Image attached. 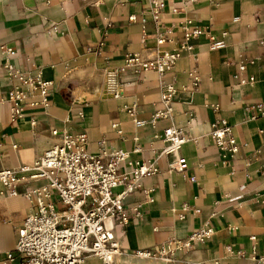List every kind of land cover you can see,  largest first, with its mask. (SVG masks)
Listing matches in <instances>:
<instances>
[{
    "label": "crops",
    "instance_id": "1",
    "mask_svg": "<svg viewBox=\"0 0 264 264\" xmlns=\"http://www.w3.org/2000/svg\"><path fill=\"white\" fill-rule=\"evenodd\" d=\"M158 1L165 16L158 26L171 39L164 48H178L182 57L165 76L176 87L172 119H159L153 127L136 126L128 108L135 106L137 119L148 120L161 106L158 74L121 68L127 53L141 59L157 53L151 0H0V169L31 165L59 141L54 129L86 133L91 152L105 140L128 151L132 161H154L159 168L124 200L130 213L138 206L140 216L114 224L121 247L116 264H253L252 246L264 252V114L258 108L264 105V0ZM194 29L202 33L190 38L192 49H181L185 31ZM214 40L224 46L213 48ZM7 63L41 71L52 81L47 106L26 105L23 117L11 119L6 97L19 81L8 75ZM193 70L198 87L189 77ZM220 118L239 144L233 156L209 135ZM171 124L192 137L181 148L183 171L169 168L174 156L161 154L165 143L153 137ZM29 175L19 174L16 195L0 182V264L36 208L35 196L24 192L45 183ZM201 228L213 232L180 250L176 263L135 255L172 237L185 240ZM227 246L242 255L230 254ZM84 264L102 263L90 255Z\"/></svg>",
    "mask_w": 264,
    "mask_h": 264
},
{
    "label": "built area",
    "instance_id": "2",
    "mask_svg": "<svg viewBox=\"0 0 264 264\" xmlns=\"http://www.w3.org/2000/svg\"><path fill=\"white\" fill-rule=\"evenodd\" d=\"M151 2L156 23L157 53L148 59H141L137 53H127L121 68L136 67L153 70L158 74L161 106L148 120L137 119L135 106L128 108L136 126L148 123L155 127L159 119H172L176 87L173 82L167 81L165 76L174 69L182 53L178 48L171 50L164 48L166 42L171 39L167 32L158 26L165 17L160 11L163 4L158 0ZM201 33L200 29L186 30L180 48L190 51L192 49L190 38ZM223 46V40L212 42L213 48ZM8 52L13 53L11 49H8ZM6 68L8 75L19 81L8 91L6 97L12 120L24 116L26 105L49 104L52 81L45 80L41 71L34 73L21 70L10 63L6 64ZM244 68V63L239 65L240 70ZM189 77L192 85L198 87L200 76L193 70L189 72ZM119 92L117 91L114 96L118 97ZM258 108L264 114V105ZM211 126L209 135L214 143L224 153L233 156L238 151L239 144L232 126L225 118L217 119ZM112 127L123 136L119 123H113ZM52 134L59 135V141L45 149L31 165L0 169V182L8 187L12 195L18 194L20 173L30 172V179L45 182L38 188L24 192L27 197L35 196L36 208L27 215L18 228L15 247L6 252L4 264L15 258L19 259L20 264H84L90 255L97 257L102 264H116V256L120 253L121 247L114 232V224L127 225L140 216L139 207L132 208L130 213L124 200L141 187L144 178L158 173L159 168L154 161H132L128 151L112 148L105 140L98 141L97 152H91L88 149L89 139L86 133L54 129ZM153 137L160 138L165 143L160 150L161 154L174 156V161L169 164L170 169L183 171L187 168V161L181 154V148L192 139L189 134L181 127L171 124L161 131L155 130ZM194 211L199 212L200 209ZM212 232L211 228L197 229L185 240L172 237L158 246L137 249L135 255L141 258H157L165 263H176L180 250L188 247L192 240H204ZM226 248L230 254L242 255L240 250L235 251L230 246ZM250 259L253 264H264V252L260 253L253 245ZM183 262L223 264L219 259L212 261L185 259Z\"/></svg>",
    "mask_w": 264,
    "mask_h": 264
}]
</instances>
